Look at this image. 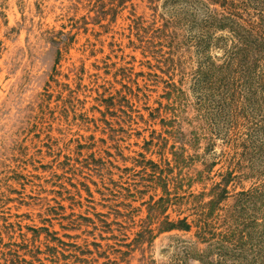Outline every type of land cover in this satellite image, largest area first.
I'll return each instance as SVG.
<instances>
[{
	"label": "rangeland",
	"instance_id": "1",
	"mask_svg": "<svg viewBox=\"0 0 264 264\" xmlns=\"http://www.w3.org/2000/svg\"><path fill=\"white\" fill-rule=\"evenodd\" d=\"M207 7L225 16L210 0H0V264H201L216 249L197 214L230 173L216 226L249 197L245 250L264 253L255 121L219 115L196 83L229 37L200 50ZM164 217L192 228L160 233Z\"/></svg>",
	"mask_w": 264,
	"mask_h": 264
},
{
	"label": "trees",
	"instance_id": "2",
	"mask_svg": "<svg viewBox=\"0 0 264 264\" xmlns=\"http://www.w3.org/2000/svg\"><path fill=\"white\" fill-rule=\"evenodd\" d=\"M210 1L220 4L223 8L227 5L225 16L218 17V14L208 7L204 10L199 9L197 12H203V14L198 28L199 37L195 42L205 54L214 40V31H226L229 37L218 40L215 38V41L225 47L220 48L223 52V62L219 66L214 62L204 63L202 67L198 65L195 73L196 83L204 91L205 100L210 95L212 100L209 102L216 106L219 115L224 114L231 120L232 113H235L236 117L251 118L255 121L247 128L248 133L244 135L246 140L259 135V149L262 150L264 149V0ZM189 17L195 19L192 15ZM234 139L236 142L243 141L240 138ZM246 140L244 142L249 143V140ZM214 141L210 140V144L212 145ZM186 161L182 154L178 156L175 163L179 166ZM240 176L242 175L236 178ZM260 177H264V173H261ZM223 179L222 183L216 186V194L207 205L209 212L203 211L197 214L195 227L198 229V238L204 243H209V247L216 249V254H211L209 257L203 255L199 261L201 264H228L229 261L235 264L243 261L244 255L249 252L252 254L249 264H264V253L253 249L245 250L248 241L252 239L251 233L254 231L257 220L244 219L241 214L246 209L244 203L250 205L253 200L248 197L245 201H240V206L224 216L222 229L216 226L217 220L221 219V215L218 214L222 210L221 203L228 197V187L233 180V175L230 173ZM168 185L169 180L166 179L165 186ZM261 187L264 189V183ZM244 193L242 192V195ZM171 202L169 197L161 198L156 207L157 215L166 214ZM214 215L217 218H214ZM191 228L188 218L173 222L168 217H164L159 226V232L174 230L189 232ZM141 237L151 242L152 231H143Z\"/></svg>",
	"mask_w": 264,
	"mask_h": 264
}]
</instances>
